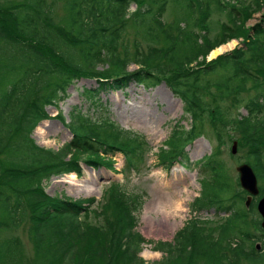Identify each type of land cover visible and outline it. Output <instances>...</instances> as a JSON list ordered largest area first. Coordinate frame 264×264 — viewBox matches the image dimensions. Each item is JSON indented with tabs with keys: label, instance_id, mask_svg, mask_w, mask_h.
<instances>
[{
	"label": "trees",
	"instance_id": "obj_1",
	"mask_svg": "<svg viewBox=\"0 0 264 264\" xmlns=\"http://www.w3.org/2000/svg\"><path fill=\"white\" fill-rule=\"evenodd\" d=\"M167 1L0 2V231L16 229L28 217L33 247V259L24 261L18 238L0 240V264L264 263V245L258 251L246 249L243 243L252 236L246 231L247 215L255 212V202L246 210L242 199L247 193L240 188L232 192L233 185L215 152L194 163L211 176L202 179L200 194L190 207L200 211L214 207L217 214L223 213L216 235L198 230L191 220L175 232L173 240L153 244L151 249L162 254L155 261L139 256L143 244L149 242L135 229L141 193L110 182L102 209L95 211L103 218L99 227L86 220L94 198L86 199L85 207L82 199L50 196L45 191L52 176L70 171L80 175V160L96 165L102 162L101 154L121 153V172L135 174L145 162L144 135L120 128L88 88H84L85 95L100 108L101 117L90 118L74 110L66 123L72 134L68 142L58 149L35 142L31 134L48 116L46 106H57L76 78L88 77L96 80L97 91L124 89L130 83L144 88L169 83L182 101L181 119L189 116L191 123L189 128H172L158 148L157 161L165 169L175 162L190 167L184 148L204 133L207 113H214L210 127L222 141L220 129L229 123L228 113L236 110L230 116L241 140L239 146L252 160L264 194V15L260 22L245 26L247 17L264 9V0H254L255 9L243 2L223 8L225 0H188L187 8L201 14L205 30L209 5L225 12L218 36L208 40L203 34L189 37L179 23L166 25L161 17ZM58 2L64 14L55 22L52 14ZM128 24L156 46L144 53L138 46L131 48L127 40L123 42L121 35ZM240 37L249 40L204 62L211 50ZM198 58L200 63L190 66ZM131 64L138 68L130 71ZM124 204L127 210L121 207ZM233 228L240 241L225 237Z\"/></svg>",
	"mask_w": 264,
	"mask_h": 264
},
{
	"label": "rangeland",
	"instance_id": "obj_2",
	"mask_svg": "<svg viewBox=\"0 0 264 264\" xmlns=\"http://www.w3.org/2000/svg\"><path fill=\"white\" fill-rule=\"evenodd\" d=\"M2 1L20 0H0V2ZM47 1L49 2L50 0ZM232 2H243L254 9L257 7L254 0H225L222 3V6L225 5L223 8L226 6L228 7ZM187 3L188 0H168L165 5V11L161 17L162 21L166 25L179 23V26L186 30L189 37L193 39L200 34H203L205 36L204 38L207 40L218 36L220 24L226 21L225 12L216 11L211 8V5H209L210 14H208L205 21L208 28L205 30L202 27L201 14L188 9ZM133 8L134 6L132 5L131 10ZM63 14L64 11L62 4L61 2H58L55 5L54 13L52 14L53 21H58ZM263 15L264 9L251 14L245 20V26L249 27L256 22H260ZM249 34L250 32L248 35ZM142 35L143 34L140 33V31H134V28L128 24L124 33H122L121 38H123V42L128 41L131 48L134 49L138 46L140 52L146 53L148 47H154L156 45L147 41ZM134 40H136V43H134ZM160 40H162V36H160ZM242 40L248 41L249 38L229 39L227 42H233L231 48L216 54L212 58L207 56L204 62H208L219 54L236 48ZM198 41L200 42V40ZM200 58L191 63L190 66L196 67L197 63H200ZM137 68V64H131L129 66L130 71ZM96 86V80L94 79L88 77L76 78V80L68 86L65 98L60 101L57 106H46L45 112L48 116L37 124L31 136L35 142L41 146L58 149L72 137L71 132L66 127V123L70 121L71 113L74 110H79L80 113L87 114L90 118H100V108L94 105L92 100L85 95L84 88H88L89 91L93 90L97 103L102 104L103 107L107 109L110 119H112L120 128L133 129L144 135L147 147L145 162L140 167V172L135 174L134 172H121L124 166L122 154L121 156L115 154L112 157L101 154L102 158L99 160L102 162L101 164L98 163L96 165L93 163H85L84 160H80L81 174L76 175V179L81 180L88 178V174H90V176L94 178L92 181L93 190L91 193H87L84 188L76 186L73 182L60 180L63 177H59L58 175L52 176L50 181L45 184L46 193L50 196L57 195L58 197L65 199H82L85 207H87L86 199L94 198V202L90 208H88L89 213L86 220L99 227L102 226L103 218L102 215H96L95 211L102 209L104 193H106L105 189L109 186L110 182L117 181L128 191L141 193L143 202L139 211L136 213L137 220L135 229L138 230L146 240H149V242L143 244L142 249L139 252V256L145 261L158 260L162 254L159 251L151 249L153 244L157 241L173 240L175 232L191 220L194 221L195 228L198 230L216 235L219 224L224 220L223 213L217 214L214 207L202 211L194 210L190 207L194 198L200 194L202 179H209L211 176L209 171L203 172L194 165V162L201 160V158L210 155L213 152L217 153L218 157L216 158L223 163V166L226 169V175L233 185L232 192L234 193L238 188L241 189L238 182V172L236 167L241 163L251 165L252 160L246 157L244 153L245 149H241L239 146L241 140L234 128L233 118H231L236 110L233 109L230 111L231 116L228 113L226 119L229 123L227 126H222L223 130L220 129V132L224 133L222 141L216 138L214 131L210 127L211 120L214 118V113L209 111L213 115L207 113L204 117L203 136L188 143L184 148L190 160L191 167L186 169L183 168L180 163L176 162L171 168L169 167L165 169L158 164V148L168 137L172 128L177 126L189 128L191 123L189 116L181 119L183 116L182 101L172 90L169 83L161 81L160 83L147 88H143L141 85L135 83H130L124 89L113 90L105 88L98 89V91L94 89ZM113 94L118 96V101L113 100ZM146 101L149 102L146 103ZM147 110L154 113L155 118H153V122H148L150 115ZM240 112L245 113L242 109H240ZM45 121H48L47 125L40 126V124ZM40 129L45 130L46 135H41L39 133ZM154 130L158 132L156 135L154 134ZM233 146L235 148L234 152H232ZM107 161H109L111 165L105 163ZM174 174L176 175L175 178L173 177ZM179 175L184 176V180H181ZM184 185H189V190L185 193V210L181 211L179 215L175 217H166V215H163L161 211L157 209V204L160 202L161 198L160 200L156 199L162 195L160 190L162 192L176 193V190ZM258 186L259 189L263 186L259 179ZM76 189L79 190V193H77ZM261 195L264 194L262 192L258 193L252 201L256 202ZM224 196V194L220 195L221 198ZM235 199L238 200L239 195H235ZM246 199L247 195L245 194L242 199L244 207H246ZM121 207L124 208V210L126 209L125 204L121 205ZM246 210H248V207H246ZM247 220L248 225L246 231L249 232V234H252V236L250 235L249 239L243 243H245L246 249L250 247L254 248V245L258 244L259 247L257 249L259 251L264 245L263 237L261 236L264 235V229L260 227L261 217L256 209L255 212H249ZM28 228L29 222L28 217H26L18 228L14 230L0 231V240L11 238L19 239V251L24 261H30L33 259V247ZM226 236L234 242L240 241L241 239L236 228L228 230L225 237ZM259 236H261V238Z\"/></svg>",
	"mask_w": 264,
	"mask_h": 264
},
{
	"label": "bare ground",
	"instance_id": "obj_3",
	"mask_svg": "<svg viewBox=\"0 0 264 264\" xmlns=\"http://www.w3.org/2000/svg\"><path fill=\"white\" fill-rule=\"evenodd\" d=\"M233 46V42H227V43H224L218 47H216L215 49H213L210 53H209V57L212 58L213 56H215L216 54L224 51V50H227L229 48H231ZM113 100L114 101H118V96L113 94ZM149 101H146V103H148ZM148 111V110H147ZM148 114L150 115L149 117V120L148 122H153V118H155L154 116V113L152 111H148ZM48 121H45L43 123L40 124V126L42 125H47ZM39 133L41 135H46V132L45 130H39ZM158 132H156V130H154V134L156 135ZM173 177L175 178L176 175L174 174ZM180 179L181 180H184V176L182 175H179ZM76 174L74 173H66L64 176H63V179H60L62 181H67V182H73L76 186L78 187H81V188H84L86 190L87 193H91V191L93 190L92 186V181L94 178H92L90 176V174H88V178H84V179H76ZM79 180V181H77ZM177 183V182H176ZM183 183V182H182ZM190 185V184H189ZM189 185H184L182 187H180L179 189L176 190V193L174 192H161V196H159V198L157 197L156 200H163L157 204V209L159 211H161V213L163 215H166V217L168 216H171V217H175L177 215H179V213L181 211H184L185 210V202H186V196H185V193L188 192L189 190ZM77 193H79V190L76 189ZM163 198V199H162ZM176 227V226H175Z\"/></svg>",
	"mask_w": 264,
	"mask_h": 264
},
{
	"label": "water",
	"instance_id": "obj_4",
	"mask_svg": "<svg viewBox=\"0 0 264 264\" xmlns=\"http://www.w3.org/2000/svg\"><path fill=\"white\" fill-rule=\"evenodd\" d=\"M232 150L233 152L235 151L234 146ZM236 169L239 173L238 179L241 187L249 193L245 201V205L248 206L250 203L251 196H255L259 193V189L257 185V177L252 167L247 163L240 164L239 166H237ZM256 207L258 212L261 214V218H262L260 225L264 229V196L259 198ZM258 247L259 245L256 244V248Z\"/></svg>",
	"mask_w": 264,
	"mask_h": 264
},
{
	"label": "clouds",
	"instance_id": "obj_5",
	"mask_svg": "<svg viewBox=\"0 0 264 264\" xmlns=\"http://www.w3.org/2000/svg\"><path fill=\"white\" fill-rule=\"evenodd\" d=\"M157 255H159V254H157Z\"/></svg>",
	"mask_w": 264,
	"mask_h": 264
}]
</instances>
